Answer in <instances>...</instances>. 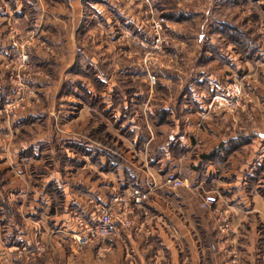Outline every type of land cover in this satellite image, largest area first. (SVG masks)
<instances>
[{"label": "rangeland", "instance_id": "obj_1", "mask_svg": "<svg viewBox=\"0 0 264 264\" xmlns=\"http://www.w3.org/2000/svg\"><path fill=\"white\" fill-rule=\"evenodd\" d=\"M209 60L218 66L206 67ZM200 63L218 74L228 66L194 124L200 131L215 128L218 144L203 154L211 168L193 165L201 154L200 131L177 137L163 108L165 96L176 108L180 87L193 83ZM232 83L240 88L239 105L208 110L212 95ZM158 125L173 136L150 141ZM259 132L264 0H0V194H9L0 205L14 225L23 217L54 225L50 218L65 212L71 220L75 213L95 215L98 203L132 188L133 175L149 174L147 166L165 152L155 170L164 181L171 173L206 184L254 179L246 187L264 198ZM182 140L190 142L187 148ZM212 184L211 194L222 195ZM228 208L216 211L217 220L225 210L231 215ZM260 230L264 234V225ZM68 242L72 264L84 258L114 264L108 239L78 251ZM22 245L10 253L12 262L26 261L18 256Z\"/></svg>", "mask_w": 264, "mask_h": 264}, {"label": "crops", "instance_id": "obj_2", "mask_svg": "<svg viewBox=\"0 0 264 264\" xmlns=\"http://www.w3.org/2000/svg\"><path fill=\"white\" fill-rule=\"evenodd\" d=\"M209 62L204 65L212 66L213 69L218 66L215 60H209ZM221 66L223 69L218 74V69L207 71L200 63L197 69L199 73L193 83H183V87H180L177 100L173 102V105L176 106L175 109L169 104L172 100L171 96H165L166 101L164 102L167 104L163 108L170 112L167 120L174 122L173 129H163L161 125H158V128L150 129V141L155 136H173V134H169V130H173L179 138L189 137L191 133L200 131L194 125L198 120L197 115L204 108L209 95L221 84L217 78L226 79L222 74L225 73L228 66L226 64ZM208 126L211 127L208 129L210 131L203 128L201 129L203 131L198 133L202 138L200 140L202 149L198 150L201 154L197 156L198 158L193 159V165H205L211 168L213 165L210 160L203 164V154L213 151L218 143L214 139L213 130L215 131V128L211 125ZM259 135L264 136V133L259 132ZM189 143L182 140L180 144L187 148ZM152 152L157 155L155 150ZM183 152L180 155H183ZM147 155L152 154L147 152ZM168 155L169 153L165 152L160 158L155 156L156 159L158 158L156 163L147 166L149 174L144 172L133 175L132 187H145L147 184H154L156 188L144 200L142 210L135 211L132 226L121 228L118 234L107 238L108 242H105V246L113 249V263L264 264V234L260 230V227L264 225V198L257 190L249 191L246 187L254 179L243 181L212 178L210 181L213 184H206L201 179H187L186 186L170 188L165 185L163 175L158 172ZM211 184L218 185L216 187L222 190V195L217 190V202L214 204L215 206L213 205L216 207L214 209L217 211L227 206L231 210V215L228 218L229 227H233V230L229 231L227 235L223 234L224 236L220 234L217 212L211 208L206 211L199 207L203 196L206 193H212L209 188ZM157 185L161 186L157 187ZM5 196L8 198L9 194L1 192L2 200ZM86 208L87 206H81V212L85 214ZM17 211L21 214L20 209ZM32 213L36 212L32 210ZM65 213H63L65 214L64 218H61L63 214L56 218L55 216L50 218L54 225L44 224L42 218H35V221L29 224V217H23L14 225L7 217V212L1 203L0 259L2 262L9 264H72L73 254L67 253L65 249L68 247L66 246L67 237L73 224L70 213ZM17 215L19 214L17 213ZM90 216L89 212H86L85 217ZM36 241L42 244L43 250L34 259H31L32 261L37 259L35 262L23 261L19 258H15V262L11 261L10 253H13V249L18 244H32ZM102 245L98 251H102ZM80 264H88V260L84 258Z\"/></svg>", "mask_w": 264, "mask_h": 264}, {"label": "built area", "instance_id": "obj_3", "mask_svg": "<svg viewBox=\"0 0 264 264\" xmlns=\"http://www.w3.org/2000/svg\"><path fill=\"white\" fill-rule=\"evenodd\" d=\"M153 79V78H152ZM240 88L236 83L227 85L222 91L212 95L208 102V110L230 106L234 109L239 105ZM165 184L171 188H178L187 185V179H181L171 173ZM156 188L154 184H147L145 187H132L123 194H116L107 203H98L95 215L92 218H85L79 213L72 216L73 228L68 235L70 248L73 251L98 246L110 236L118 234L121 228H130L133 224V216L136 210L143 208V202L148 194ZM216 202V196L206 193L199 203L202 210H208ZM227 211L218 219L221 221L220 231L227 235L229 232V218ZM228 238V236H226ZM43 250L41 243L36 241L32 247L22 245L19 250V257L31 260Z\"/></svg>", "mask_w": 264, "mask_h": 264}, {"label": "trees", "instance_id": "obj_4", "mask_svg": "<svg viewBox=\"0 0 264 264\" xmlns=\"http://www.w3.org/2000/svg\"><path fill=\"white\" fill-rule=\"evenodd\" d=\"M203 157H205V158H206V156H203Z\"/></svg>", "mask_w": 264, "mask_h": 264}]
</instances>
